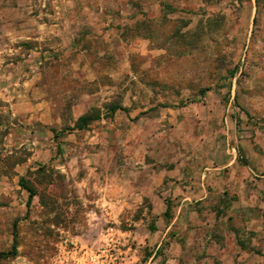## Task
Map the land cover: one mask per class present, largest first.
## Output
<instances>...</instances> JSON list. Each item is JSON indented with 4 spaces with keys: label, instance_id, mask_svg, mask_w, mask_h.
Wrapping results in <instances>:
<instances>
[{
    "label": "rangeland",
    "instance_id": "1",
    "mask_svg": "<svg viewBox=\"0 0 264 264\" xmlns=\"http://www.w3.org/2000/svg\"><path fill=\"white\" fill-rule=\"evenodd\" d=\"M237 164L249 254L185 247L171 198ZM262 176L264 0H0V264H264Z\"/></svg>",
    "mask_w": 264,
    "mask_h": 264
},
{
    "label": "crops",
    "instance_id": "2",
    "mask_svg": "<svg viewBox=\"0 0 264 264\" xmlns=\"http://www.w3.org/2000/svg\"><path fill=\"white\" fill-rule=\"evenodd\" d=\"M220 169L221 168L219 166H213L208 172L195 170L197 173V185L195 187H192L191 185L188 186V191L184 192L183 196H173L171 199H174L175 203H177V205H180V209L182 210L181 214L175 215L174 220L177 221L178 224L185 225V231H183L184 234L181 236L183 237L184 235H186V237H188V239H186L187 241L184 244L185 247L192 243L194 244V238L198 240L206 239L208 249H211V251L220 254V259L224 260L225 256H227L229 252L249 254V251H247V249L241 246L240 240H243L245 237L241 236V234L238 233L236 229H240V227L248 228L251 225V221L247 220V217L245 215V203L247 199L243 195V190L253 185L251 182L254 179V170L251 169V167L248 165L237 164L231 167L230 178L227 179L226 177L220 175ZM174 173V170H167L163 172V176L170 178L169 182L173 184L176 182L173 179ZM177 173L180 174L179 171ZM182 175L184 176L187 174L183 173ZM177 178L179 179V177ZM218 181H222L223 183L228 185L229 188L233 189L234 192H236L237 194V198L233 200L234 204L231 207V210L234 212L231 213L232 215L230 216H221L219 219V223L222 224L225 222L226 224H228V221H235V223L237 224H232L231 226H227L226 228L220 225L221 230H219V232L216 231V227L212 232H210L206 229H210L209 227L212 224V220L214 223L217 222V216H208V219H205L203 213L200 210H194L190 212L192 208L190 207V205L196 202L197 200H202L206 202L208 199L209 192L207 191L205 186L209 184L214 185V183H218ZM195 191L200 192V195L194 194ZM160 199L163 203L167 202L164 200V197H160ZM211 217L213 218L211 219ZM190 222H194V224H192L194 225L193 228H188ZM182 246L183 243L180 242V248Z\"/></svg>",
    "mask_w": 264,
    "mask_h": 264
},
{
    "label": "trees",
    "instance_id": "3",
    "mask_svg": "<svg viewBox=\"0 0 264 264\" xmlns=\"http://www.w3.org/2000/svg\"><path fill=\"white\" fill-rule=\"evenodd\" d=\"M112 109L113 110H116L117 108L113 107ZM93 119H94V116H92V115H84V116H81L78 119L77 127L78 128H83V127H85ZM27 189L30 192V200H31V197L33 195V191L29 187ZM168 211H169V206L167 208L166 214L168 213ZM15 241H16V239L14 238V244H15ZM15 255H16V248H15V245H13L12 246V249L10 251L0 253V258L14 257Z\"/></svg>",
    "mask_w": 264,
    "mask_h": 264
}]
</instances>
